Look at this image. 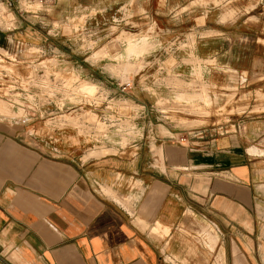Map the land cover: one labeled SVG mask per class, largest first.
I'll use <instances>...</instances> for the list:
<instances>
[{
  "label": "crops",
  "instance_id": "1",
  "mask_svg": "<svg viewBox=\"0 0 264 264\" xmlns=\"http://www.w3.org/2000/svg\"><path fill=\"white\" fill-rule=\"evenodd\" d=\"M132 1L59 0L39 19L21 17L22 32H0V264H264V101L256 95L264 96V0L217 9L216 0L208 8L194 0H137L142 13L134 19L152 26L154 47L138 58L114 47L96 62L91 50L73 56L66 45L45 48L78 77L61 79L63 115L38 108L40 83L27 76L36 55L14 43L35 44L30 25L52 26L51 10L64 20L81 7L100 45L103 27ZM191 35L189 48L167 53ZM116 56L128 67L140 64L135 77L146 81L113 79L105 64L118 66ZM170 58L176 64L167 70ZM126 65L109 69L126 75ZM169 77L202 82L210 101L225 100L235 86L250 94V104L181 143V129L155 105L173 99L163 81ZM76 81L107 100L82 93ZM183 97L195 103L201 95ZM91 101L95 109L87 111ZM128 103L138 108L120 109ZM85 117L88 130L79 125Z\"/></svg>",
  "mask_w": 264,
  "mask_h": 264
},
{
  "label": "rangeland",
  "instance_id": "2",
  "mask_svg": "<svg viewBox=\"0 0 264 264\" xmlns=\"http://www.w3.org/2000/svg\"><path fill=\"white\" fill-rule=\"evenodd\" d=\"M208 3H214V0H194L193 5H202V6H207L208 8ZM131 7L128 6H122L120 7L119 11L117 14L113 17L114 19L120 20L123 19V22L119 26L117 24L113 23H107L103 31V36H107L100 45H98L95 41V39L92 38H82V41L80 40L78 42L76 36L82 30L83 28H87V24H85V14L81 12L82 8H79L80 14L77 16V14H73L69 16L67 19L64 20H56L55 16L59 15L58 12L59 9H54L51 10L49 15L51 16L50 18L52 19L51 23L54 25L55 28H58L61 30L62 35L67 38H61V37H54L50 36L53 35L51 31L48 29L44 30L37 25L31 24V32L33 33V37L35 38V44H30V43H23L22 41H18L14 43V47L19 44V46H27L30 47V49H38V48H48L50 47L51 49H62L65 48V45L70 47L69 49V55L77 56L75 55L76 49L78 47H88L91 50L90 53V58L93 62H96L95 59H106L108 57V53L106 51L113 50L115 47L116 51L120 49V47H125V54L123 55L124 57L131 58V57H136L138 58L139 56L143 55L144 53H147L150 51L153 47L154 44L151 42V38L148 37L147 31L151 28L152 26L150 24H143L140 21H135L134 18L137 16L141 15L142 10L140 6L138 5L137 0H133L130 3ZM38 5H34L32 9H38ZM227 11H224L222 13H225ZM229 19H232L234 17V11H229ZM257 13H255L256 15ZM263 15V14H262ZM247 16V15H246ZM130 17L132 19H130ZM250 16H248L249 18ZM11 18V16H9ZM264 18V15H263ZM75 19V20H73ZM228 19V18H226ZM224 19V20H226ZM18 20L17 23L19 26H21L22 22L21 19H16ZM202 20H199L201 22ZM247 22L249 23H255L253 18L247 19ZM258 23V22H257ZM263 23V21H261ZM25 24V23H24ZM29 24V23H28ZM8 24L6 25V27ZM27 25H24L23 29L18 27L17 29L13 30L12 32L4 34V36L11 35L14 33L22 32L25 30ZM89 27V26H88ZM89 29V28H88ZM141 32L139 35H134L133 33H138ZM98 37V35H97ZM3 38V37H2ZM67 40V41H64ZM179 39L178 42L174 44L173 47H170L167 49V53H169L171 48H178L184 49V48H189L191 43L194 40V36H188L187 41H180ZM151 42V43H150ZM262 43H264L262 41ZM8 46H12V44H6ZM100 50V51H99ZM73 51V52H71ZM74 53V54H73ZM173 54V53H171ZM171 57V55H169ZM38 57V59H37ZM52 56H44L40 55L36 56V59L38 60V64H41V69L46 77H54L55 80L59 81V79L62 78H70L72 80H77L78 75L74 73L71 69L69 70V74H66V69L65 67H56L53 68L50 66V62H48ZM117 60L120 62L118 66H123L126 65L124 62H122L121 57H115ZM56 64H62L59 60H54ZM45 64H47V68H45ZM176 62L174 61L173 58H170L167 60V62L164 64V67L167 70H170L173 65H175ZM118 67V66H113L108 63L105 64V71L107 74L111 75L112 78L114 77H120L123 82H130L132 83L133 80H140V82L144 83L147 79L146 75H143L138 79V77H135V75L139 72L141 69V65L137 64L134 65L133 67H128V71L126 75L122 72L124 71H110L109 67ZM136 67V68H135ZM131 68V69H130ZM154 71L149 72L150 74L153 73ZM162 72V71H157ZM27 76L31 77L30 70L27 73ZM38 80H43V78H39L38 75H34ZM135 77V78H134ZM155 78L153 81L157 83H161L162 78L158 76L156 73L153 75ZM152 79L151 77H149ZM164 83L169 87L172 88L174 91L173 94V99H160L158 102L155 104L156 107L159 109H162L165 111L164 116V121H167V123H176L177 127L180 128V134H184V136L187 133H190L193 129L202 127V126H208L211 122L210 121H217V120H222L223 117L226 115H235L237 112H239L241 109H245L249 104H250V94L246 92H238L235 90V86L229 87L227 90L228 92L225 93V100L220 101L219 99L221 98L219 96L215 97L214 100H209L207 97L208 94V87L205 86L202 82H195V81H184V80H179L176 77H169L168 79L163 80ZM77 84H80L79 90L81 89V92L86 94L87 96H92L95 94L98 90L96 87H94L91 83H86V82H78L76 81ZM134 82V81H133ZM127 87V85H125ZM46 88V87H44ZM70 88V87H69ZM72 89L71 92H74V89H77V87L70 88ZM121 89V88H120ZM129 90V88H127ZM51 92L54 94L55 91L51 90ZM105 93V91H103ZM200 94L201 98L198 102H190L187 100V98L183 97V94ZM215 94V93H214ZM218 94V93H217ZM227 94V95H226ZM248 94V95H247ZM258 98H261V100L264 101V96L259 95L258 93L256 94ZM87 98V97H86ZM238 98V99H237ZM195 99V98H194ZM127 108L125 107H120L121 110H133L137 109L135 105L132 103L126 104ZM103 106V105H102ZM240 106V108H239ZM109 108V106H106ZM105 106L102 107L104 110L106 108ZM86 109H89L86 107ZM220 114V115H219ZM208 115H212L211 118L208 119ZM227 117V116H226ZM85 122L80 123L79 125L83 128L88 130L91 124L92 120L88 119L85 117ZM225 120V119H223ZM77 123L74 121L72 125H76ZM171 136V135H169ZM176 136V135H175Z\"/></svg>",
  "mask_w": 264,
  "mask_h": 264
},
{
  "label": "built area",
  "instance_id": "3",
  "mask_svg": "<svg viewBox=\"0 0 264 264\" xmlns=\"http://www.w3.org/2000/svg\"><path fill=\"white\" fill-rule=\"evenodd\" d=\"M59 0H0V32L1 33H9L12 32L13 30L18 28V23L16 19H21V17H26V16H32V18L34 19H39V13L42 11H48L49 9H51L52 7H54ZM217 4L212 5L211 9H217L220 6H226L228 3H233L236 1H249V0H216ZM34 5H38V9H32V7ZM261 5V4H259ZM257 5V6H259ZM262 8L263 5H262ZM75 14H77L76 17H78V15L80 14V11H76ZM9 16H11V18H9ZM75 20V19H73ZM121 22H123V19L117 20L114 18H111L110 23L113 24H117V26H119L121 24ZM8 24V26L6 27V25ZM85 24H87V28H83L81 32H79L77 34V40L78 42L81 40L82 38H92L94 39V37H96L97 34V30L95 29L97 27V25H91L88 24V21L85 19ZM37 25H39L40 28L44 29L47 28V25L45 24L44 21H37ZM57 26L59 28L58 25H54ZM53 25L49 26L47 29L49 31L53 32V36L54 37H61V38H65L62 35L61 30H59L58 28H55ZM89 26V27H88ZM89 28V29H88ZM67 39V38H65ZM18 48H22V49H28L29 52H31V54H35L36 56L40 55H46V56H51L50 53H48L47 49L45 48H38V49H30V47L27 46H19V44H17ZM16 46V47H17ZM79 51L84 52L85 54H87L88 51H90V49L88 47L83 48L82 47H78L77 48ZM2 50L0 49V56L2 55ZM53 54V53H52ZM60 57V56H59ZM58 55L56 56V59H61L62 57L59 58ZM38 59V57H37ZM36 59V62L34 64L31 65V67L29 68L30 73H31V77L28 76L29 78H31L32 80H36L38 81V83H40L39 85L37 84L36 87V92H35V99L37 100V105L38 108H50L51 111L49 113H47V116L50 117L52 113H58V115H63L66 111L65 107H64V102H65V94L63 92H60L61 89L64 87V84L61 79H59V81L55 80L54 77H46V75L44 74V72L41 69V64H38V60ZM50 62V66L53 68H56L58 66H61V64H56L54 61H52V58L48 61ZM45 68H47V64L44 65ZM28 70V71H29ZM34 75H38L39 78H43V80H38ZM56 85V86H54ZM58 86V88H57ZM46 87V88H44ZM120 92L123 94L124 91L126 90L127 87L121 86L120 87ZM51 90L55 91V93L53 94L51 92ZM101 95L102 98L104 97V99L107 100V97L103 96L102 93L100 92H96L95 96ZM94 96V94L92 96H90L91 98ZM110 103H108L109 106ZM89 109H86L87 111H93L95 108L94 103L91 101L89 104H87ZM94 106V107H93ZM107 106V105H106ZM105 106V107H106ZM110 108V106H109ZM109 108H105V110H108ZM57 115V114H56ZM52 117V116H51ZM190 136L191 134H186L184 137H181L179 139V141L181 143H188L190 141ZM192 137V136H191ZM49 145V144H48ZM52 152L57 153L56 150L54 148L50 149Z\"/></svg>",
  "mask_w": 264,
  "mask_h": 264
}]
</instances>
